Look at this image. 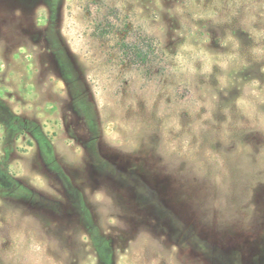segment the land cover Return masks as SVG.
Instances as JSON below:
<instances>
[{"label":"rangeland","instance_id":"374dc122","mask_svg":"<svg viewBox=\"0 0 264 264\" xmlns=\"http://www.w3.org/2000/svg\"><path fill=\"white\" fill-rule=\"evenodd\" d=\"M0 101V264H264V0H0Z\"/></svg>","mask_w":264,"mask_h":264},{"label":"trees","instance_id":"16d2710c","mask_svg":"<svg viewBox=\"0 0 264 264\" xmlns=\"http://www.w3.org/2000/svg\"><path fill=\"white\" fill-rule=\"evenodd\" d=\"M130 52L132 55H134L140 62H144L148 55L151 54V51L148 48L139 46V45H133L130 47Z\"/></svg>","mask_w":264,"mask_h":264},{"label":"flooded vegetation","instance_id":"af4514ba","mask_svg":"<svg viewBox=\"0 0 264 264\" xmlns=\"http://www.w3.org/2000/svg\"><path fill=\"white\" fill-rule=\"evenodd\" d=\"M2 107H3L2 102L0 101V125H2L5 128L6 133L9 134L10 133V128L8 126L9 124L2 120V115H3L1 111Z\"/></svg>","mask_w":264,"mask_h":264}]
</instances>
